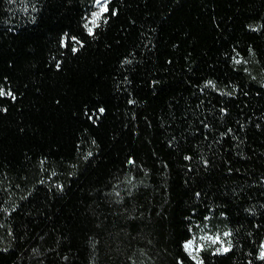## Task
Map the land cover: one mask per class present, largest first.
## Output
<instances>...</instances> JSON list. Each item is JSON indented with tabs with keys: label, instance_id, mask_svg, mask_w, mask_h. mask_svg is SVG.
Here are the masks:
<instances>
[{
	"label": "trees",
	"instance_id": "obj_1",
	"mask_svg": "<svg viewBox=\"0 0 264 264\" xmlns=\"http://www.w3.org/2000/svg\"><path fill=\"white\" fill-rule=\"evenodd\" d=\"M111 6L92 37L90 0H0V264H195L216 221L204 264H264V0Z\"/></svg>",
	"mask_w": 264,
	"mask_h": 264
},
{
	"label": "snow or ice",
	"instance_id": "obj_2",
	"mask_svg": "<svg viewBox=\"0 0 264 264\" xmlns=\"http://www.w3.org/2000/svg\"><path fill=\"white\" fill-rule=\"evenodd\" d=\"M111 5L112 0H90L89 10L83 16H81L80 27L82 28L83 32L86 33L88 36L94 37L97 34V31L103 25L109 23L111 17H114L118 14L117 11ZM33 10H35V8H33ZM84 43L85 42L83 39H81V36L73 34L71 30L63 31L58 40L59 46L64 49H68L73 55L79 53V51L84 47ZM126 62L131 63L130 60H126ZM55 66L57 69H60L61 62L56 61ZM6 79L7 78H5V80ZM205 87L214 88L215 85L211 80H209L205 82ZM0 99H10L12 101H15L17 99V96L15 92L11 89V87L6 88L4 85L0 84ZM129 103H134V101L129 100ZM0 111L7 112L8 109L6 107H0ZM95 111L102 114L105 112V108L100 107ZM224 111L226 110L221 109V112ZM85 115L90 120L94 119L93 115L90 114L87 110L85 112ZM205 127H208V125H205ZM229 131H231V129H229ZM93 144H95L94 140ZM87 155L91 156L92 153L88 152ZM184 159L190 161L192 157L186 155ZM128 163L134 164L135 161L130 158L128 160ZM207 163L208 161L205 160L204 164L207 165ZM229 171H231V169H229ZM117 195H119V193H117ZM195 195L199 196L200 193L197 192L195 193ZM204 220H209V217L205 216ZM196 227L200 228L201 225L197 224ZM189 231H192V228H189ZM230 235L231 233L227 231L223 233L224 237H228ZM196 241L197 238L195 236H192L191 238L184 240L182 243V248L187 254V257L190 260L194 261L195 264H204V261L200 258L199 254L205 251L208 246L205 241L210 242L211 245L219 244V246L215 248V253L228 252L232 247L231 242L229 241L226 244L225 241L221 238L220 234H209L205 232V234L200 237V242L197 243ZM258 259L264 260V241H262L260 244ZM178 264H184V261L178 260Z\"/></svg>",
	"mask_w": 264,
	"mask_h": 264
},
{
	"label": "rangeland",
	"instance_id": "obj_3",
	"mask_svg": "<svg viewBox=\"0 0 264 264\" xmlns=\"http://www.w3.org/2000/svg\"><path fill=\"white\" fill-rule=\"evenodd\" d=\"M226 231L228 232V230L223 227L222 223H218L216 221L213 224H211L209 222V223H206L205 225L201 226L200 228L194 229L192 231L191 237L192 236H195L197 238V241L196 242L199 243L200 242V237L202 235H204L205 232H207L209 234H220L221 235V238L227 244L229 242V236L228 237H224L223 236V233L226 232ZM2 232H3V229L0 226V236H1V233ZM263 241H264V238H263ZM205 243L208 245L206 249H208V250H210L212 252H215V248L219 246V244H217V245H211V243L210 242H207V241H205Z\"/></svg>",
	"mask_w": 264,
	"mask_h": 264
}]
</instances>
